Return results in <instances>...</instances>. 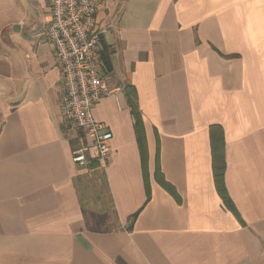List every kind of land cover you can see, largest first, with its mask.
<instances>
[{
    "label": "crops",
    "instance_id": "obj_1",
    "mask_svg": "<svg viewBox=\"0 0 264 264\" xmlns=\"http://www.w3.org/2000/svg\"><path fill=\"white\" fill-rule=\"evenodd\" d=\"M50 20L46 0H0V264H264V0H103L111 93L93 115L113 153L92 172L73 162ZM100 171L113 221L88 195Z\"/></svg>",
    "mask_w": 264,
    "mask_h": 264
},
{
    "label": "built area",
    "instance_id": "obj_2",
    "mask_svg": "<svg viewBox=\"0 0 264 264\" xmlns=\"http://www.w3.org/2000/svg\"><path fill=\"white\" fill-rule=\"evenodd\" d=\"M46 2L51 20L43 36L53 47L61 72L63 116L80 142L73 150V162L85 171L93 170V163L105 168L113 153V135L93 115L95 107L111 93L110 73L101 67V34L96 21L103 0Z\"/></svg>",
    "mask_w": 264,
    "mask_h": 264
},
{
    "label": "trees",
    "instance_id": "obj_3",
    "mask_svg": "<svg viewBox=\"0 0 264 264\" xmlns=\"http://www.w3.org/2000/svg\"><path fill=\"white\" fill-rule=\"evenodd\" d=\"M101 62L111 70V58H110V50L106 47L102 50L100 54ZM128 94L132 97V93L136 95L135 88L129 87L127 88ZM132 113L135 117L136 121V131H137V141L139 143V147L141 149V158L143 160V163L146 165V161L148 160V150H147V139L145 134V129L143 122L141 120V112L137 107V103L135 100H132ZM82 136V135H81ZM223 137L222 135L220 136ZM218 138V137H217ZM213 134V140H212V152H213V173L216 183L217 191L223 200V203L225 207L229 210H231L235 215L241 219L237 209L235 208V205L233 204L225 185V171H226V155H225V144L224 141L220 138L217 139ZM76 142V141H75ZM92 169H95L98 167V163L92 164ZM146 169V168H145ZM156 179L159 181L161 186H163L168 191H171V194H175L173 187H171L170 184H168L165 179L163 178L160 168H159V161L157 158V172H156ZM147 180V179H146ZM147 184V196L148 201L151 198V187L146 181ZM137 214L134 216L136 218Z\"/></svg>",
    "mask_w": 264,
    "mask_h": 264
},
{
    "label": "rangeland",
    "instance_id": "obj_4",
    "mask_svg": "<svg viewBox=\"0 0 264 264\" xmlns=\"http://www.w3.org/2000/svg\"><path fill=\"white\" fill-rule=\"evenodd\" d=\"M66 123H67L66 125L71 129V125L67 121ZM88 181L90 183L89 184L90 190L88 191V195L92 197L93 203L95 202V200H100L98 202L100 205V213L98 215H102V216L104 215V218H107L109 221H113L114 214L112 212L109 199L106 194L103 173L101 171L96 174L93 172V174L88 178ZM98 215L97 217L99 218L100 216Z\"/></svg>",
    "mask_w": 264,
    "mask_h": 264
}]
</instances>
